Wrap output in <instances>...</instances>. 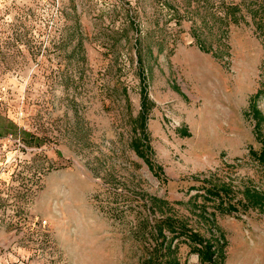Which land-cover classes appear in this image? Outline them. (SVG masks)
I'll list each match as a JSON object with an SVG mask.
<instances>
[{"label":"rangeland","instance_id":"obj_1","mask_svg":"<svg viewBox=\"0 0 264 264\" xmlns=\"http://www.w3.org/2000/svg\"><path fill=\"white\" fill-rule=\"evenodd\" d=\"M263 24L0 0V264H264Z\"/></svg>","mask_w":264,"mask_h":264},{"label":"trees","instance_id":"obj_2","mask_svg":"<svg viewBox=\"0 0 264 264\" xmlns=\"http://www.w3.org/2000/svg\"><path fill=\"white\" fill-rule=\"evenodd\" d=\"M260 27V26H259ZM260 32H261V35L263 36V39H264V24H263V28L261 29L260 28ZM264 43V42H263ZM254 96V95H253ZM254 98V97H253ZM249 109L252 111V113H253V115H254V113H255V111H256V109H255V104H254V100L253 99H251V101H250V107H249ZM258 123V121H255V125ZM262 149V153H263V151H264V144H263V146L261 147ZM182 227L180 226V225H178V227H177V229H181ZM188 234V236H191V234H193V233H187ZM199 251H202V250H200L199 249Z\"/></svg>","mask_w":264,"mask_h":264}]
</instances>
